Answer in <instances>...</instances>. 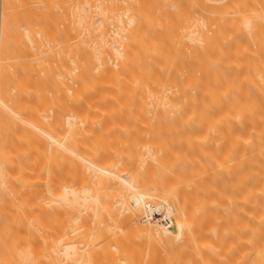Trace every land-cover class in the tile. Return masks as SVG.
<instances>
[{"label":"bare ground","instance_id":"1","mask_svg":"<svg viewBox=\"0 0 264 264\" xmlns=\"http://www.w3.org/2000/svg\"><path fill=\"white\" fill-rule=\"evenodd\" d=\"M0 264H264V0H0Z\"/></svg>","mask_w":264,"mask_h":264}]
</instances>
